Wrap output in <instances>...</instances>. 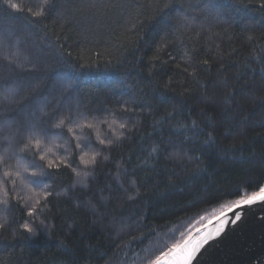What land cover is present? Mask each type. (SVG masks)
<instances>
[{
  "label": "trees",
  "instance_id": "16d2710c",
  "mask_svg": "<svg viewBox=\"0 0 264 264\" xmlns=\"http://www.w3.org/2000/svg\"><path fill=\"white\" fill-rule=\"evenodd\" d=\"M13 2L0 0V152L28 172L0 186V264H152L264 187V0ZM41 109L45 142L67 153L51 168L19 152ZM24 188L32 203L15 200Z\"/></svg>",
  "mask_w": 264,
  "mask_h": 264
},
{
  "label": "snow or ice",
  "instance_id": "6c2138e0",
  "mask_svg": "<svg viewBox=\"0 0 264 264\" xmlns=\"http://www.w3.org/2000/svg\"><path fill=\"white\" fill-rule=\"evenodd\" d=\"M5 2L8 4V6L11 9L19 11V5L13 0H5ZM152 0H150V3ZM157 6H158V0H156ZM168 4L164 5V8L168 7ZM159 11H163V8H159ZM39 15V13H37ZM154 18V17H153ZM141 25L144 24V21H139ZM116 39H120L119 36L116 37ZM157 54L153 56L154 60H159L160 57L158 55L160 48H157ZM204 63H208V61H204ZM187 71V69H185ZM71 85V81H68L65 87H69ZM46 115L43 110L41 109L40 115H36L35 113L32 115V119L30 121V131L29 134L26 136L25 141L23 142V146L19 148V152H31L32 148L35 147L37 149H41V145L43 143V140H45L49 136V126L44 122L43 117ZM65 123V120L63 118L59 119L58 122L51 124L52 128H61ZM79 126V125H78ZM195 126V122H194ZM88 127H92V125H88ZM123 127V125H121ZM68 131H72V128H69ZM211 133H209V139H212ZM207 142V141H206ZM103 143V141H101ZM11 144H9L8 148H5L2 152H0V165H4L9 170H6L3 172V178L0 179V186H3L6 184L8 178L10 177H21L20 169L23 168L24 172H28V168L24 167L21 162L19 156H17V170L12 171L10 170V167L7 164V161L11 159V156H9V151L11 149ZM79 147V145H77ZM51 151L49 148H43L42 154L40 155V159L46 160L47 159V153ZM153 151H156L155 148H153ZM13 155H16V153H13ZM191 159V158H189ZM94 160V158H93ZM47 166L49 168L55 167V163L52 160L47 161ZM34 170L30 174V182L34 183L36 185H40L43 183L42 177H45L48 175V173L45 172L43 165L33 164ZM75 171V169H73ZM79 175V173H77ZM32 177H35L36 179H31ZM15 179L12 180V183L15 184ZM23 182V181H22ZM257 201H264V187H261L258 192L253 193L251 196L242 197L241 199H238L233 202L232 205L228 206V210L232 211L234 207H240L241 205H252L253 203ZM31 215V213H29ZM222 216L224 218H217L219 221V227H216L214 231H206L202 236L194 237L191 232L189 231L188 235L184 237V233H181L182 240L180 242L175 243L168 251L163 252L160 256H158L155 261L152 262V264H193V260L196 258L197 253L200 251L201 248L205 244L209 242V240L214 239L215 237L220 236V234L224 231V227L228 223H236L237 221H240L241 217L239 213H233L234 219L229 221L227 218V215L222 213ZM211 223V221H209ZM2 227V226H0ZM24 228L29 232L33 233V229L30 228L27 224L24 225ZM199 231V229H197ZM34 234V233H33Z\"/></svg>",
  "mask_w": 264,
  "mask_h": 264
},
{
  "label": "water",
  "instance_id": "95a60500",
  "mask_svg": "<svg viewBox=\"0 0 264 264\" xmlns=\"http://www.w3.org/2000/svg\"><path fill=\"white\" fill-rule=\"evenodd\" d=\"M222 213L229 221L234 219L233 213H239L241 219L226 224L220 236L209 240L200 249L193 264H264V201ZM222 213L192 235L199 237L206 231H214L219 227L217 218H224Z\"/></svg>",
  "mask_w": 264,
  "mask_h": 264
},
{
  "label": "rangeland",
  "instance_id": "374dc122",
  "mask_svg": "<svg viewBox=\"0 0 264 264\" xmlns=\"http://www.w3.org/2000/svg\"><path fill=\"white\" fill-rule=\"evenodd\" d=\"M19 42V41H18ZM17 42V43H18ZM20 47H21V45H20ZM16 48H18V45L16 46ZM15 50H18V49H15ZM19 65H21V66H24V65H26L25 63L24 64H22V63H20ZM11 96V95H10ZM17 97V96H16ZM16 97H14V98H16ZM1 128H3V130L2 129H0V131L2 130V131H5V128H4V126L2 127L1 126ZM29 129H30V127H29ZM5 144H6V142H5ZM78 145H79V150H80V159H84L85 160V158H90V156H91V154L90 153H87V151H86V149H83L80 145V141L78 142ZM58 146H62L63 147V140H61L60 142H59V144H58ZM13 147V146H12ZM49 148V149H51V151H49L48 153H47V161L48 160H52V161H54V163L56 164V163H58L57 161L59 160V159H63V158H65V161H67V155H66V157L65 156H62V152H64V147H63V151L59 154V155H57V151L55 150L54 151V149L52 148V145H51V143H49V142H45V140L43 141V143H42V145H41V149H38V152L40 153V154H42V150H43V148ZM54 147V146H53ZM37 149V148H36ZM64 154H67V153H65L64 152ZM85 162V161H84ZM83 165H85V164H83ZM21 192V193H16V192ZM38 189H35V190H32V189H27V188H24V189H16L15 190V194H16V196L17 197H15V200H17V201H27L28 203H32L31 201H30V197L28 196H21V194L22 195H26V193H28V194H30V195H32V196H36V194H39L38 193ZM259 191V190H258ZM258 191H255V192H258ZM255 192H253V193H255ZM249 196H251V195H249ZM20 199V200H19ZM39 199H40V197H39ZM36 201H39V200H36ZM36 201H34L33 203H36ZM234 201H236V200H233L232 202H228V203H225V204H222L221 205V207H219V208H216L215 210H213L211 213H209V214H206V215H204L203 217H201L200 219H198V220H195L196 222H194L190 227H189V229L186 231V233L184 234V237H186L187 235H188V233H189V231L191 232V234H193L194 233V231L195 230H197V229H199L201 226H203V225H205V224H207V223H209V221H211L212 219H214L215 217H217V216H219L222 212H224V211H228V206H230V205H232L233 204V202ZM182 240V236H180L179 237V239L175 242V243H177V242H180ZM173 246V245H172Z\"/></svg>",
  "mask_w": 264,
  "mask_h": 264
}]
</instances>
